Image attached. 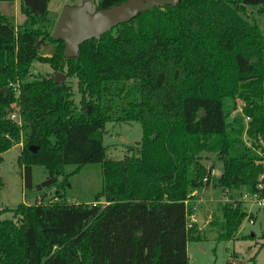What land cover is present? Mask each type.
Masks as SVG:
<instances>
[{
	"label": "trees",
	"instance_id": "obj_1",
	"mask_svg": "<svg viewBox=\"0 0 264 264\" xmlns=\"http://www.w3.org/2000/svg\"><path fill=\"white\" fill-rule=\"evenodd\" d=\"M19 1L20 22L0 12V160L22 145L26 187L34 164L51 185L68 164L98 162L103 186L93 202L42 197L10 208L14 218L0 219V264H189L188 243L203 230L189 225L200 209L194 191L208 186L227 196L207 225L217 239L255 220L243 197L264 195V32L254 19L264 0L154 6L72 57L52 38L50 0ZM47 42L53 50L44 53ZM36 61L53 71L33 72ZM15 101L21 124L10 118ZM135 120L140 154L107 156V123Z\"/></svg>",
	"mask_w": 264,
	"mask_h": 264
},
{
	"label": "rangeland",
	"instance_id": "obj_2",
	"mask_svg": "<svg viewBox=\"0 0 264 264\" xmlns=\"http://www.w3.org/2000/svg\"><path fill=\"white\" fill-rule=\"evenodd\" d=\"M84 0H50L49 9L51 17L56 21L66 5H80ZM94 2V1H93ZM97 8V4L94 6ZM0 12L8 16H14L16 22L23 19L19 0H0ZM260 29L264 32V15L254 14ZM53 50L51 43L43 45L42 52ZM33 72L48 73L53 68L48 63L34 62L31 68ZM60 72V71H58ZM66 74L65 72H61ZM57 74V73H56ZM66 78V76H65ZM76 91L75 100L79 104L80 93L76 89V79H70ZM241 112L240 108L234 112L236 116ZM142 124L140 121L109 122L107 123L104 140L107 147V156L122 158L125 154H140L139 144L142 140ZM245 139L247 136L245 135ZM250 144V143H249ZM22 145L16 146L3 153L0 160V219L14 218V211L10 210L20 202L35 203L42 197L46 201L61 197L70 203H86L95 201L96 195L101 192L103 186L102 165L98 162L86 163L78 169L77 164L71 163L65 166L59 174L56 183L46 185L49 178L47 168L42 164H34L32 167L33 182L31 187L25 186L23 167L18 156ZM258 152L264 162V140ZM259 162V160H257ZM220 173L216 168L215 174ZM264 187V174L260 182ZM202 190L203 196L214 198L210 201H197L200 209L205 211L207 217L215 212L217 203L224 202L227 198L222 188L207 187ZM217 190L216 194L213 190ZM264 189V188H263ZM59 192V193H58ZM201 191H199L200 193ZM58 196V197H57ZM220 199V200H219ZM248 211L256 214L255 221L245 218L237 236L231 240L217 239L215 231L211 230L206 221L200 229V240L191 239L188 243L189 264H264V206L246 202ZM3 208H9L3 210Z\"/></svg>",
	"mask_w": 264,
	"mask_h": 264
},
{
	"label": "water",
	"instance_id": "obj_3",
	"mask_svg": "<svg viewBox=\"0 0 264 264\" xmlns=\"http://www.w3.org/2000/svg\"><path fill=\"white\" fill-rule=\"evenodd\" d=\"M178 0H124L111 7H94L93 0H84L80 5H66L52 31V38L65 40L64 55L79 56L81 44L89 39H101V35L116 25L132 20L139 12L154 6H165ZM66 74L57 72L55 81L62 84ZM90 110V107H89ZM205 110H202L200 116ZM35 149V148H34ZM202 211H198L197 222L205 225Z\"/></svg>",
	"mask_w": 264,
	"mask_h": 264
},
{
	"label": "built area",
	"instance_id": "obj_4",
	"mask_svg": "<svg viewBox=\"0 0 264 264\" xmlns=\"http://www.w3.org/2000/svg\"><path fill=\"white\" fill-rule=\"evenodd\" d=\"M11 107L13 108V111L12 113L10 114V118L14 121H17L19 124H21V115H20V108L18 106V103L15 101L14 103L11 104ZM262 185V183H259L258 186ZM261 188H264L262 186H260ZM198 190H195L194 191V194H198ZM243 199L246 201V202H250V203H253V204H258L259 206H264V195L261 196L259 195L258 193L256 194H253V193H250V192H247L244 194V197ZM197 217H198V212L197 213H192L190 214L189 216V225L191 226L192 223L194 221H197ZM211 218V215L208 216V219L207 221ZM250 221H255L253 219H249Z\"/></svg>",
	"mask_w": 264,
	"mask_h": 264
},
{
	"label": "crops",
	"instance_id": "obj_5",
	"mask_svg": "<svg viewBox=\"0 0 264 264\" xmlns=\"http://www.w3.org/2000/svg\"><path fill=\"white\" fill-rule=\"evenodd\" d=\"M208 187H209V186H208ZM205 189H206V192H207L208 188L206 187ZM205 189H204V190H205ZM216 191H217V190L214 189V190H213V193L216 194ZM202 192H203V191H201L200 193L198 192V194H199V195H198V201H199V202H202V203H200V204H203L206 200H207V201H210V200H213V199H214V198H212V197H210V196H209V197H208V196H206V197L203 196ZM219 200H220V199H219ZM202 213H203L204 218H205V221H204V222L206 223L208 217H207V215L205 214V211H202Z\"/></svg>",
	"mask_w": 264,
	"mask_h": 264
},
{
	"label": "flooded vegetation",
	"instance_id": "obj_6",
	"mask_svg": "<svg viewBox=\"0 0 264 264\" xmlns=\"http://www.w3.org/2000/svg\"><path fill=\"white\" fill-rule=\"evenodd\" d=\"M94 6H95V4H94Z\"/></svg>",
	"mask_w": 264,
	"mask_h": 264
}]
</instances>
